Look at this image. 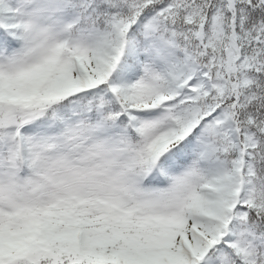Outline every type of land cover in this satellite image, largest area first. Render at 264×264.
Here are the masks:
<instances>
[{"label":"snow or ice","instance_id":"6c2138e0","mask_svg":"<svg viewBox=\"0 0 264 264\" xmlns=\"http://www.w3.org/2000/svg\"><path fill=\"white\" fill-rule=\"evenodd\" d=\"M0 264H264V0H0Z\"/></svg>","mask_w":264,"mask_h":264}]
</instances>
